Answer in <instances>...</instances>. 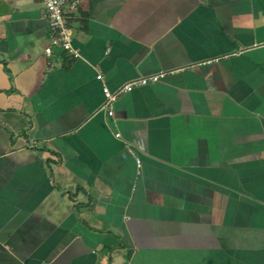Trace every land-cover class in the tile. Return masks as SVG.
Segmentation results:
<instances>
[{"label": "crops", "instance_id": "0c3cea01", "mask_svg": "<svg viewBox=\"0 0 264 264\" xmlns=\"http://www.w3.org/2000/svg\"><path fill=\"white\" fill-rule=\"evenodd\" d=\"M66 22L48 55L43 5L0 0V264H264V0Z\"/></svg>", "mask_w": 264, "mask_h": 264}, {"label": "built area", "instance_id": "2783aa9c", "mask_svg": "<svg viewBox=\"0 0 264 264\" xmlns=\"http://www.w3.org/2000/svg\"><path fill=\"white\" fill-rule=\"evenodd\" d=\"M34 2H39L43 5L46 16L49 20V26L51 31L50 46L46 48V54H52L53 47H58L67 53L77 56L75 50L73 49L72 33L66 22V11L67 9H75L80 0H32ZM167 73L160 72L156 75L149 77H142L137 80L131 81L123 85L117 91H111L109 88L104 87V104L103 108L107 110L108 115L111 117L114 115L113 104L118 98V96L125 93L131 92L136 87L145 86L148 84H155L160 81ZM98 79H102L99 75ZM119 136V134L117 135Z\"/></svg>", "mask_w": 264, "mask_h": 264}, {"label": "trees", "instance_id": "16d2710c", "mask_svg": "<svg viewBox=\"0 0 264 264\" xmlns=\"http://www.w3.org/2000/svg\"><path fill=\"white\" fill-rule=\"evenodd\" d=\"M67 25H68V23H67Z\"/></svg>", "mask_w": 264, "mask_h": 264}]
</instances>
